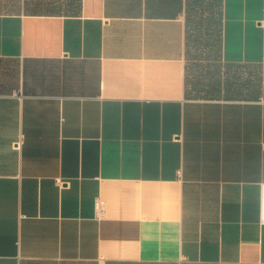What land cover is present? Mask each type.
I'll use <instances>...</instances> for the list:
<instances>
[{"label":"crops","instance_id":"obj_1","mask_svg":"<svg viewBox=\"0 0 264 264\" xmlns=\"http://www.w3.org/2000/svg\"><path fill=\"white\" fill-rule=\"evenodd\" d=\"M8 1L0 264H264V0Z\"/></svg>","mask_w":264,"mask_h":264},{"label":"rangeland","instance_id":"obj_2","mask_svg":"<svg viewBox=\"0 0 264 264\" xmlns=\"http://www.w3.org/2000/svg\"><path fill=\"white\" fill-rule=\"evenodd\" d=\"M16 7V1L9 2L8 0H0V9L10 10ZM30 6H26L28 9Z\"/></svg>","mask_w":264,"mask_h":264},{"label":"built area","instance_id":"obj_3","mask_svg":"<svg viewBox=\"0 0 264 264\" xmlns=\"http://www.w3.org/2000/svg\"><path fill=\"white\" fill-rule=\"evenodd\" d=\"M57 183L58 184H62L63 181L58 178L57 179ZM101 206H102V201L100 200L99 197H97L96 200H95V207H96V215H98V216H99V213H100Z\"/></svg>","mask_w":264,"mask_h":264}]
</instances>
